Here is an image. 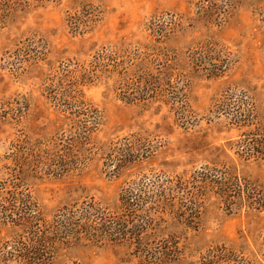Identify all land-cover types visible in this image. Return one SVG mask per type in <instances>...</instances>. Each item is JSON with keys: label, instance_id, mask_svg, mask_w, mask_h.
Segmentation results:
<instances>
[{"label": "rangeland", "instance_id": "rangeland-1", "mask_svg": "<svg viewBox=\"0 0 264 264\" xmlns=\"http://www.w3.org/2000/svg\"><path fill=\"white\" fill-rule=\"evenodd\" d=\"M262 145L264 0H0V195L21 186L44 220L201 174L264 204ZM200 211L158 221L155 254L77 240L49 264H264V208ZM31 241L0 216V264Z\"/></svg>", "mask_w": 264, "mask_h": 264}, {"label": "trees", "instance_id": "trees-1", "mask_svg": "<svg viewBox=\"0 0 264 264\" xmlns=\"http://www.w3.org/2000/svg\"><path fill=\"white\" fill-rule=\"evenodd\" d=\"M75 15L76 18L70 16L73 24L80 17ZM82 16L86 17V14ZM144 80L146 82V78ZM156 90L152 92L158 93ZM243 122L246 120L242 119L240 125ZM261 154L264 155V152ZM198 178L197 183L206 184L145 185L143 182L141 185H128L121 195V211L118 213H112L108 208L91 201L81 208L66 211L53 221L44 220L29 193L26 195L21 186L13 185L12 189H4L0 195V216L4 222L12 223L35 240L31 241L32 245L17 243V246L22 245L19 251L25 248L27 251L19 254L20 261L26 264H49L54 261L56 246L76 243L77 240L94 243L106 239L115 244H134L141 254H155V250L148 249V240L152 237L148 233L150 230L156 232L154 226L157 222L171 213L177 214L184 222H193L200 216L208 194L214 193L230 212L242 208L259 211L264 208L259 189L252 185H241L240 177L235 182L219 181L204 174ZM13 248H16V244Z\"/></svg>", "mask_w": 264, "mask_h": 264}]
</instances>
